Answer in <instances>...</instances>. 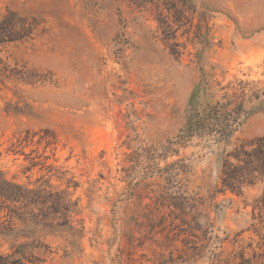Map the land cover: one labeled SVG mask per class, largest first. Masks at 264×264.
<instances>
[{
  "label": "rangeland",
  "instance_id": "1",
  "mask_svg": "<svg viewBox=\"0 0 264 264\" xmlns=\"http://www.w3.org/2000/svg\"><path fill=\"white\" fill-rule=\"evenodd\" d=\"M38 22L0 46V255L39 264H264V179L222 183L264 144V0H0ZM252 82L225 142L180 141L203 82ZM17 264H32L25 259Z\"/></svg>",
  "mask_w": 264,
  "mask_h": 264
},
{
  "label": "trees",
  "instance_id": "2",
  "mask_svg": "<svg viewBox=\"0 0 264 264\" xmlns=\"http://www.w3.org/2000/svg\"><path fill=\"white\" fill-rule=\"evenodd\" d=\"M38 27L35 18L22 14L13 9H7L0 13V46L17 43L32 38ZM24 65L18 69L10 67L1 54L0 48V77L9 79L18 73H24ZM208 90L210 100L204 105L191 106L187 115L186 124L180 129L178 139L187 141L192 136H198L207 142L227 143L236 127L241 123V117L246 115L244 102L246 93L252 82L239 79L234 85L221 83L210 84L203 82ZM253 100L259 105H264V85L254 88L251 93ZM258 155L246 151L237 152L233 155L237 163L226 161L225 171H222V183L231 189H241L249 180L264 179V144L257 150ZM33 191L25 190L22 185L12 183L0 174V202L8 208L9 213L13 209L24 214L32 215L36 207H30ZM26 244L18 245L14 251L7 255H0V264H17L26 260L32 264H39L43 259L29 254L26 258Z\"/></svg>",
  "mask_w": 264,
  "mask_h": 264
}]
</instances>
